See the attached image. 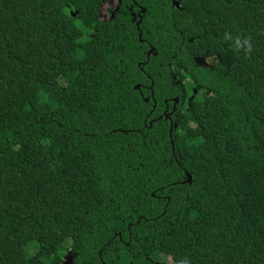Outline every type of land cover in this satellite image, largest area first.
<instances>
[{
  "label": "trees",
  "instance_id": "trees-1",
  "mask_svg": "<svg viewBox=\"0 0 264 264\" xmlns=\"http://www.w3.org/2000/svg\"><path fill=\"white\" fill-rule=\"evenodd\" d=\"M107 1L0 0V264H264V0Z\"/></svg>",
  "mask_w": 264,
  "mask_h": 264
},
{
  "label": "rangeland",
  "instance_id": "rangeland-1",
  "mask_svg": "<svg viewBox=\"0 0 264 264\" xmlns=\"http://www.w3.org/2000/svg\"><path fill=\"white\" fill-rule=\"evenodd\" d=\"M118 4H119V0H109L107 2H104L103 4H101L100 7V18L103 21L109 22L111 19V15H113V13L116 11V9L118 8ZM143 11V9H142ZM72 56L71 55H65L62 58V65H63V70H65V66L67 63L72 61ZM190 100H193V97H191ZM196 104V108H199V103H195ZM62 216L66 217L67 216V211H64L62 213ZM167 260L169 262H180L182 260V257L177 255L175 257H171V258H167ZM64 264H74L72 261V256L69 255V257L67 258V260L65 261Z\"/></svg>",
  "mask_w": 264,
  "mask_h": 264
},
{
  "label": "flooded vegetation",
  "instance_id": "flooded-vegetation-1",
  "mask_svg": "<svg viewBox=\"0 0 264 264\" xmlns=\"http://www.w3.org/2000/svg\"><path fill=\"white\" fill-rule=\"evenodd\" d=\"M138 15H139V13H138ZM176 99H178V98L176 97ZM188 99L190 100L191 97H189ZM178 100H179V99H178ZM166 102H167V101H166ZM176 103H177V101H176ZM169 106H170V105L167 106V108H166V110L163 112V114H165V117H166L167 119L172 120V113H173V111H168ZM172 106H173V109L175 110V107H176L175 103H173ZM172 121H173V120H172Z\"/></svg>",
  "mask_w": 264,
  "mask_h": 264
},
{
  "label": "clouds",
  "instance_id": "clouds-1",
  "mask_svg": "<svg viewBox=\"0 0 264 264\" xmlns=\"http://www.w3.org/2000/svg\"><path fill=\"white\" fill-rule=\"evenodd\" d=\"M229 39L231 38V37H228ZM248 39H250V38H248ZM248 39H246L245 41H244V43L245 44H247L248 43ZM237 48H241V47H243V45H241L240 43H239V41L237 42ZM247 52L250 54V52H251V48L249 47L248 49H247ZM183 264H187V262L185 261V262H183Z\"/></svg>",
  "mask_w": 264,
  "mask_h": 264
},
{
  "label": "water",
  "instance_id": "water-1",
  "mask_svg": "<svg viewBox=\"0 0 264 264\" xmlns=\"http://www.w3.org/2000/svg\"><path fill=\"white\" fill-rule=\"evenodd\" d=\"M146 9L145 8H143V11H145ZM138 88L140 87L139 85L137 86ZM147 99V101L149 100V98H146ZM176 101H178V99H176Z\"/></svg>",
  "mask_w": 264,
  "mask_h": 264
}]
</instances>
